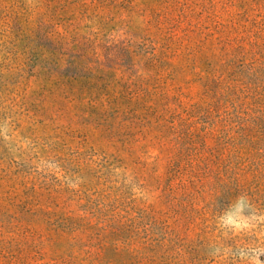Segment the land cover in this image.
I'll return each instance as SVG.
<instances>
[{
	"label": "rangeland",
	"instance_id": "374dc122",
	"mask_svg": "<svg viewBox=\"0 0 264 264\" xmlns=\"http://www.w3.org/2000/svg\"><path fill=\"white\" fill-rule=\"evenodd\" d=\"M0 264H264V0H0Z\"/></svg>",
	"mask_w": 264,
	"mask_h": 264
}]
</instances>
